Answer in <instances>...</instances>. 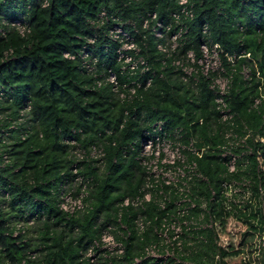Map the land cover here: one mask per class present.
Segmentation results:
<instances>
[{
  "label": "trees",
  "instance_id": "trees-1",
  "mask_svg": "<svg viewBox=\"0 0 264 264\" xmlns=\"http://www.w3.org/2000/svg\"><path fill=\"white\" fill-rule=\"evenodd\" d=\"M191 1L193 17L179 52L191 49L198 57L203 40L217 45L223 67L232 72L225 97L232 124L217 111L207 78L200 76L196 85L185 82L170 60L160 69L163 55L156 44L161 40L142 23L153 12L169 22L176 0H48L46 5L43 0H0V264H92L86 254L90 248L99 252L93 241L109 227L122 252L102 256L100 264H264L263 258L258 263L244 258L251 235L264 233V0ZM102 7L133 24L124 27L156 72L151 85L131 100L121 101L109 84L95 87V78L63 55L92 34L87 20ZM19 20L27 27L24 34L11 26ZM116 46L97 35L98 73L118 72ZM243 64L250 69L247 80L240 73ZM255 98L260 99L257 107L252 106ZM160 120L164 126L158 133L178 131L180 142H191L197 152L184 151L193 165L187 184L195 204L178 219L197 218L205 205L207 227L191 231L195 248L179 260L146 255L158 240L154 229L180 210H171L172 200L161 208L154 194L144 200L153 189L145 188L141 143ZM230 131L245 138L250 152L228 143L235 140L226 136ZM93 145L102 147L101 166L95 165L99 160H74L77 146ZM228 148L236 156L233 170L231 156L222 155ZM77 175L91 178L89 206L67 215L58 207L59 193ZM233 182L248 196L227 208L224 186ZM161 188L165 192L168 186ZM137 196L140 205L123 204ZM139 218L148 222L142 231ZM19 220L35 224L36 243L26 238L28 229L13 234ZM37 250L41 257L26 258Z\"/></svg>",
  "mask_w": 264,
  "mask_h": 264
},
{
  "label": "built area",
  "instance_id": "built-area-1",
  "mask_svg": "<svg viewBox=\"0 0 264 264\" xmlns=\"http://www.w3.org/2000/svg\"><path fill=\"white\" fill-rule=\"evenodd\" d=\"M126 3L131 1L138 0H124ZM177 1V9L171 12L170 21L165 22L163 19H159L155 12L148 14V18L143 20L142 27L147 29L150 27V33H152L153 37L158 41L156 44L157 51L163 55L161 61L160 69H163L166 66L167 60H170V65L177 71L180 72V77L183 81L193 83L196 85L198 83V78L200 76H204L209 80V88L213 91L215 95V103L216 109L221 114L222 120L228 123L233 122V113L230 110V107L226 101V94L231 85L232 81V72L227 71L221 62L219 49L217 45L208 41V39L203 40L200 45V55L197 57L195 53L189 49L185 51V53H180L179 49L183 40L185 38V34L188 31L187 22L193 17V9H192V1L191 0H176ZM48 0H43V4L46 5ZM150 22L152 25L149 26ZM90 30L92 31L91 35H88L83 41L82 45L76 49L74 52H64L63 55L65 58L70 60H75L78 62L79 68L84 70L86 73L92 75L95 78L94 86L99 88L104 84H109L111 90L115 93V95L121 100H131L138 96V90L143 88H147L151 85L153 77L156 75L155 70L151 69L150 64L148 63L146 57L141 53L140 47L135 39V37L131 34V32L124 27V24H129L133 26L132 23L127 21H122L118 16L117 11L109 12L106 8L102 7L97 12L96 16L93 18H89L87 20ZM11 26L15 27L19 33L24 34L27 31V27L25 23L21 20L15 21L11 24ZM172 30V31H171ZM100 31V32H99ZM101 33L104 37L116 43L115 53L116 60L118 62V72L108 68L103 73H98V57L93 52V47L96 42V37ZM0 34H4V30L0 28ZM231 59V57H229ZM145 81H141V77L146 75ZM240 73L243 76V79L247 80L250 78V69L247 65L243 64L240 69ZM118 75H122L126 78V81L120 82ZM162 72H160L159 76L161 77ZM260 103L259 98H255L252 106L257 107ZM164 126L163 121H157L152 125L151 131H145L146 137L142 140L141 143V155L142 165L146 167L144 161L146 160V156H144V151L155 149L157 146L162 145L164 142H168L171 144L176 142L178 144L182 143L178 139L179 133L175 132L172 136H168L166 132L158 133L161 131ZM233 137L235 145L243 147V152H250V147L246 144L245 138L237 135L233 132L226 133V136ZM70 143H74V141H70ZM183 144V143H182ZM181 145V144H180ZM185 145V144H184ZM173 146V145H172ZM183 146V145H182ZM186 146V150L191 151L192 153H197L192 143H188ZM174 147V146H173ZM92 149L96 148V146H91ZM90 148V149H91ZM153 149V150H154ZM176 148V150H178ZM184 153V149H181ZM103 152H101V156ZM222 155H230L229 151L224 152ZM236 156H231L229 160V168L230 170L234 169ZM102 161V160H101ZM190 165L191 174L188 175V179L193 174V165ZM77 171L76 168L73 169L75 173ZM187 181V178H184ZM91 178H83L80 175H77L72 182H76L77 186L75 189H68L67 183L61 185V190L59 193L58 199V207L60 210L65 212L67 215H74L78 211L85 210L89 206V201L87 200V196L89 193V189ZM147 181V180H146ZM145 188L146 183H145ZM149 189V188H147ZM147 196H149V191H147L144 195V200L148 201ZM140 197H136L132 200L126 198L123 201L124 205L132 203L133 205H140L141 203ZM14 235L19 232L23 233L25 229L21 223L15 224ZM111 227H109L110 229ZM105 230V231H109ZM110 232V231H109ZM104 241H112L115 242L116 252L108 251V249H104V256L108 253L115 254L122 252V245L116 238L108 233H102L98 240L93 241L95 246L105 245ZM110 249V248H109ZM93 249L90 248L87 254L90 253ZM147 252V250H146ZM94 254V251H93ZM92 254V255H93ZM88 255L90 257V261L92 264L93 256ZM147 255V253H146ZM36 252H28L26 258H35ZM156 257V256H151ZM161 257V256H160Z\"/></svg>",
  "mask_w": 264,
  "mask_h": 264
},
{
  "label": "rangeland",
  "instance_id": "rangeland-1",
  "mask_svg": "<svg viewBox=\"0 0 264 264\" xmlns=\"http://www.w3.org/2000/svg\"><path fill=\"white\" fill-rule=\"evenodd\" d=\"M227 137H229V134ZM171 142V144L164 142L155 149L153 148L154 150H146L143 153L144 156L147 157L144 161V164L146 165L145 170L147 172L146 187L153 189L149 190V196H147V199L150 200L152 194H154L156 195V201L161 208L165 206V202L172 200L175 207H172L171 210L173 211L180 209L175 214L169 213L168 217H164L162 219L160 228L154 229V233H156L158 240L146 248V253L148 256L156 257L169 255L173 259L179 260L182 254L190 252L193 246L195 248L196 240H194L192 237L191 231L194 228L207 227V223L204 222L203 218V211L205 209L204 204L200 205L203 211L197 218H183L182 220L178 219L179 217L187 215V207L194 206L195 202L189 198L188 184L187 181L184 180V178L188 179V175L191 174V171L190 165H188L187 162V155L183 153L181 149H184L185 151L188 150H186V146L182 143H180V145L176 142ZM231 142H233V140L229 139L228 143ZM178 147L179 149L176 150ZM228 151L229 148L227 149V152ZM101 152H103L101 146H96L94 149L91 148L86 150L77 146L72 151V157L75 161L99 160L98 162H95V165L101 166ZM245 183L246 181L243 182V184ZM67 184L68 189H75L77 186L76 182L72 181L68 182ZM163 184L168 186L165 192L161 188V185ZM156 188H158V190H155ZM223 195L224 205L225 207L229 208L233 203H238L243 200L244 197H247L248 193L247 189H243L242 185H239V182H233L230 183V185L224 186ZM186 203H189V206ZM16 222L21 223L24 229H28L26 238L32 239V244L36 243L38 232L35 230V224L20 220ZM136 222L139 231H142L147 225L146 223H148L144 222L142 218L137 219ZM182 225L185 226L184 232ZM15 226L16 225L14 224V227ZM103 233H110L113 235V233L109 231H104ZM260 234L261 235H251L246 246L244 244V258L250 259L254 263H258L262 258L264 259V233L260 232ZM184 242H186V244H184ZM104 243L106 244L99 247L98 253L93 254L92 250L89 254H86V256L93 254L92 256L94 264H100L99 261L101 262V257L104 256L102 252L104 249L116 252L115 242L113 243L112 241H104ZM185 245L192 247L185 248ZM262 252L263 255L261 254ZM41 255L42 252L37 250L36 258L41 257ZM217 258L218 257L215 256V261Z\"/></svg>",
  "mask_w": 264,
  "mask_h": 264
}]
</instances>
